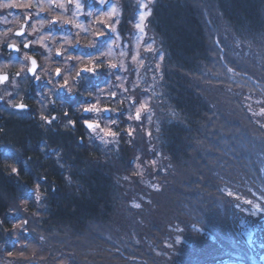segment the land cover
Listing matches in <instances>:
<instances>
[{"label": "trees", "instance_id": "trees-1", "mask_svg": "<svg viewBox=\"0 0 264 264\" xmlns=\"http://www.w3.org/2000/svg\"><path fill=\"white\" fill-rule=\"evenodd\" d=\"M153 5L149 22L167 49L159 80L170 104L158 145L165 190L153 192L159 213L143 209L145 200L133 207L119 182L136 153L124 139L118 152L105 154L76 122L64 133L55 157L66 155L58 161L49 151L58 144H43L49 130L40 143L41 127L12 114L0 119V231L28 226L47 247L52 238L68 241L82 260L83 249L100 246L101 264H255L251 251L264 260V100L246 99V75L260 72L249 64L251 53L262 51L254 45L264 30V0ZM111 105L120 110L111 116L129 125L124 101Z\"/></svg>", "mask_w": 264, "mask_h": 264}, {"label": "rangeland", "instance_id": "rangeland-1", "mask_svg": "<svg viewBox=\"0 0 264 264\" xmlns=\"http://www.w3.org/2000/svg\"><path fill=\"white\" fill-rule=\"evenodd\" d=\"M115 1V4L110 5L104 11L94 10L89 13L88 23L82 14L84 10L82 8L83 0H74L76 11L72 13H67L65 4L60 1L57 2L59 9L51 7L50 4L40 5L39 10L41 11L51 7V13H53L51 17L55 20L54 23L61 24L59 26L60 31L56 32L57 29L47 31L53 38L50 39V44L47 43V50H53L51 53L52 66L49 67L44 63V58L48 57L49 54L45 56V53L38 49L37 52L42 56L41 63L43 65L37 74L32 76L26 74L29 65L25 55L15 59V55L12 57L10 53L5 52L2 56L3 51L0 49V75L6 73L8 77L6 81L0 82V119L3 116H10V114H18L19 121H34L36 126L41 127L40 143L45 137L43 129H48L53 135V140H45L43 144H46L47 147H52L51 142L58 144L56 149H49L50 152L52 151V159L56 152L62 149L65 141L63 139L64 133H69L67 127L75 128L76 122L79 126L84 127L85 133L87 132V142L92 147L98 145L105 150V154H108L110 149H113L115 153L118 152L120 149L118 139H124V143L131 145L136 153L131 161L132 168L127 167L122 172L124 174L119 176V182H126L125 194L129 191L133 207L144 204L143 200H145L147 204L143 209L159 213L156 211L158 208H155L157 204L152 205L153 192L158 190L160 193H164L165 190H162L165 183V179L163 181L162 177L166 176L167 169L161 168L159 165L162 162V150L158 145L164 141L161 125H167V123L162 122L168 115L166 106L170 104L164 98L168 89L159 80L162 75L157 66V63L164 61L165 51L157 56V45L154 41L147 40V37H150L148 35L150 32L147 30L151 26L149 22L151 10L156 0ZM51 2L50 0L47 3ZM60 7L64 10H60ZM136 10L139 12L135 13ZM102 16L104 20L100 19ZM142 17L143 19H141ZM72 21H76V23L74 24ZM77 24L84 25V29L77 27ZM41 25H44V22ZM130 26L136 27L138 32L129 39L123 38L131 33ZM36 29L37 27H31L33 31ZM96 29L102 31L103 34L92 36ZM3 36L6 37V31L0 30V40ZM89 36H92L94 40L92 45L78 42L86 40ZM69 39L74 43L71 45L65 43ZM124 39L132 42L131 47H128L127 41ZM157 39L159 36L155 38V40ZM53 40L55 43H52ZM43 44L40 43V45ZM61 44L64 45L63 49L56 51V46ZM254 46H256L255 49H258L257 45ZM261 48L260 53L256 51L251 53L252 59L249 64V66L253 65L254 69H259L260 72H251L246 75L249 84V89L246 90V99L250 103H259L264 100L262 97L264 93V76H262L264 74V40ZM33 53H36V50L32 51L31 54ZM69 57H80L81 60L92 59L96 70H83L90 67L87 65L80 67L79 61L69 59ZM147 63L150 68L146 67ZM42 72L47 74L42 76L40 75ZM76 72H79V75H75ZM24 75L27 77L24 78ZM65 76H75V79L66 81ZM38 79L39 81L44 80L39 83V86L35 84ZM229 81L235 83L234 76ZM27 84L30 88L27 87ZM69 88L72 91H69ZM25 91L33 93L25 95L28 97L32 95L34 98L33 105L28 110L17 112L16 102L27 103L26 97L23 95ZM136 94H139V98L136 97ZM123 101V107L127 109L124 114L131 122L129 125L123 124L122 118L111 116V113L118 115L120 111L112 107L111 103L123 104ZM89 121L94 124L91 129L84 125L85 122L88 123ZM54 125L57 129H54ZM147 125L157 127L151 128ZM124 127L127 128V131L121 135L125 131ZM56 130H58V136ZM153 133H155V142L152 139ZM45 135L49 136L48 134ZM130 136H135L132 144ZM207 136L209 141L212 135L208 134ZM202 139L198 142L199 148ZM154 148H158L156 153H153ZM36 150L37 148L33 149V151ZM148 154L149 157H144ZM193 158H196L195 155ZM55 159L61 160L60 155L58 154ZM104 161L116 163L106 155H104ZM196 161L199 160L195 159L194 162ZM230 163L232 162L228 161L225 165ZM125 194L122 193L121 196ZM22 205L27 206V204ZM131 205L126 204V207H131ZM23 215L28 217L30 214L26 212ZM11 221L14 222L15 220ZM2 223L4 222L2 221ZM29 231L35 234L31 238L27 235ZM36 233L35 230H30L25 225L14 229L8 228L6 232H1L0 264H10V262L14 264L17 260L27 262L26 264H101L99 260L102 259V254L98 244L99 250L95 252L83 249L81 253L85 260H82L81 255H74L77 250L70 248L71 243L68 241H55L52 238L47 247L45 241H42ZM29 246L30 248H28Z\"/></svg>", "mask_w": 264, "mask_h": 264}, {"label": "flooded vegetation", "instance_id": "flooded-vegetation-1", "mask_svg": "<svg viewBox=\"0 0 264 264\" xmlns=\"http://www.w3.org/2000/svg\"><path fill=\"white\" fill-rule=\"evenodd\" d=\"M40 2L36 0H0V30L6 31V37L3 36L0 40V49L3 51V54L6 52L11 55L14 53L36 55L35 53H31L37 50L38 46L31 43L29 36L36 35L40 31V28L45 26V20L43 21L44 25L40 27V23L43 22L37 23L35 18L36 14H40L36 10ZM4 5H7V7H4ZM1 22L4 23L2 24ZM32 23L33 27H37L34 31L31 30ZM47 35H50V33L44 32L39 37ZM13 42H15L14 46ZM14 48L16 50H13ZM25 97L26 100L29 98L28 96Z\"/></svg>", "mask_w": 264, "mask_h": 264}, {"label": "clouds", "instance_id": "clouds-1", "mask_svg": "<svg viewBox=\"0 0 264 264\" xmlns=\"http://www.w3.org/2000/svg\"><path fill=\"white\" fill-rule=\"evenodd\" d=\"M4 7H7V5H4ZM101 20L104 19V17H100ZM74 24L76 23V21H72ZM77 27L81 28L82 30L84 29V25L82 24H77ZM102 31H100L99 29H96L93 33H92V36H97V35H102ZM92 36H89L86 40H82V41H78V42H81V43H86L88 45H92L94 43V40L92 38ZM48 39H53L52 37H48V36H45L43 37L40 41H38L39 43L43 44V41L44 40H48ZM53 43H55V41L53 40ZM65 43L71 45L73 44L74 42L72 40H66ZM15 45V42H13V46ZM44 47L47 48V45L45 44ZM64 45L61 44V45H57L55 50L56 51H60L61 49H63ZM49 51V56L44 58V63L46 65H48L49 67H51V53H52V49H48ZM107 55V54H105ZM26 58L27 59H32V57H29L27 56V54H25ZM69 59H76L77 61H79L80 63V67H84L85 65L89 66L90 68L94 65V61L92 59H88V60H81L80 57H69ZM110 64V62H108ZM47 73L46 72H42L40 75H46ZM75 75H79V72H76ZM71 79H75V76H65V80L68 81V80H71ZM69 91H72L71 88H69ZM15 227H22L21 224H17L15 225Z\"/></svg>", "mask_w": 264, "mask_h": 264}, {"label": "bare ground", "instance_id": "bare-ground-1", "mask_svg": "<svg viewBox=\"0 0 264 264\" xmlns=\"http://www.w3.org/2000/svg\"><path fill=\"white\" fill-rule=\"evenodd\" d=\"M34 42H36V41H34ZM36 44H37V46H38V48L40 49V46H39V44H38V42H36ZM45 48H43V50H44ZM156 50H158L159 52H163V51H166L167 52V49L166 48H161L160 46H158L157 47V49ZM162 62L163 61H161V62H159V63H157V66H158V69H160L161 68V66H162ZM146 67L147 68H150L149 67V65H148V63L146 64ZM145 69V68H144ZM79 103H82V102H79ZM31 121V120H30ZM32 122V124L35 126L36 124H35V122L34 121H31ZM86 128H88L89 129V126H87ZM33 130V129H32ZM48 137H47V140H53V135H52V133L49 131V133H48ZM52 137V138H51ZM61 157H65V155H66V153L65 152H62L61 154Z\"/></svg>", "mask_w": 264, "mask_h": 264}, {"label": "snow or ice", "instance_id": "snow-or-ice-1", "mask_svg": "<svg viewBox=\"0 0 264 264\" xmlns=\"http://www.w3.org/2000/svg\"><path fill=\"white\" fill-rule=\"evenodd\" d=\"M141 19H143V17ZM32 64H33V68L31 69V71H33V73H35V71H36V67H35L36 66V61L34 59L32 61ZM113 66H115V65H113ZM83 70L95 71L96 70V66L93 65L91 68H85ZM7 79H8L7 75L0 76V82L6 81ZM20 107H24V106L20 105ZM89 126L91 127L92 125H89Z\"/></svg>", "mask_w": 264, "mask_h": 264}]
</instances>
